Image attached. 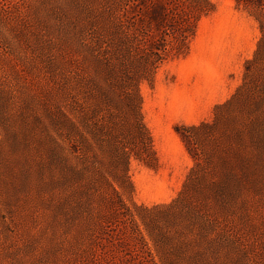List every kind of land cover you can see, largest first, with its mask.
I'll return each instance as SVG.
<instances>
[{"label": "rangeland", "instance_id": "rangeland-1", "mask_svg": "<svg viewBox=\"0 0 264 264\" xmlns=\"http://www.w3.org/2000/svg\"><path fill=\"white\" fill-rule=\"evenodd\" d=\"M210 1L140 85L155 159L122 203L119 0H0V264H264V5Z\"/></svg>", "mask_w": 264, "mask_h": 264}, {"label": "trees", "instance_id": "trees-1", "mask_svg": "<svg viewBox=\"0 0 264 264\" xmlns=\"http://www.w3.org/2000/svg\"><path fill=\"white\" fill-rule=\"evenodd\" d=\"M236 2L245 6L264 5V0ZM138 6L141 11L136 10ZM212 6L210 0H119L117 42L107 40L104 48L106 54L113 56L108 57L112 66L107 96L118 111V131L113 146L117 157L112 165V180H107V184L119 202L123 203L126 186L130 193L135 191L129 176L132 159L146 163L151 156L155 159L152 137L142 113L140 85L146 80L152 81L163 63L187 52L198 21ZM257 18L262 31L260 50L256 53L260 55L264 45V21L259 13ZM127 133L131 139L127 138Z\"/></svg>", "mask_w": 264, "mask_h": 264}]
</instances>
